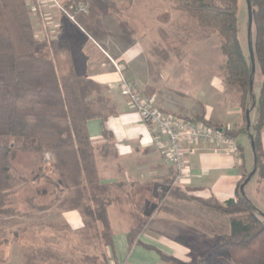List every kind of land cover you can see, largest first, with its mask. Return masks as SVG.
<instances>
[{
    "label": "trees",
    "instance_id": "trees-1",
    "mask_svg": "<svg viewBox=\"0 0 264 264\" xmlns=\"http://www.w3.org/2000/svg\"><path fill=\"white\" fill-rule=\"evenodd\" d=\"M79 1L87 0H69L67 4ZM239 1L190 0L181 3L180 9L192 19L194 37L200 40L213 35L219 37L223 56L219 75L226 90L237 97L244 113L255 100L256 118L251 122V132L257 170L253 177L260 183L264 180V0H251L253 55L263 76L258 97L251 93L250 50L248 47L245 52L240 39ZM90 18L91 11L78 16L88 30L90 27L86 24ZM161 49L165 48L160 45V56ZM85 60L86 56L65 36L37 39L27 0H0V139H12V142L0 143V221L15 213L12 194L17 181L11 172L12 153L19 149L42 156L49 154L51 168L57 176V181L49 180L55 195L52 203L58 202L65 210H78L85 227L98 223L102 236L107 239L106 245L111 246L107 212L110 201L105 195L97 194L99 174L88 122L100 119L104 124L115 109L104 94L105 88L90 78ZM148 92L151 94V89ZM193 120L212 125L203 114ZM103 132L105 136L109 134L105 128ZM242 132H247V124ZM17 139L22 140L20 147L14 142ZM238 146L244 158L243 148ZM250 172L244 175V180ZM192 199L231 215L230 232L222 234L213 230L209 247H191L194 256L190 261H182L138 241V234L133 230L128 233L129 243L137 242L155 250L164 264H222L223 257L233 264H264V215L241 189L236 198L226 202L214 197ZM34 253L23 255L25 264H38L41 255Z\"/></svg>",
    "mask_w": 264,
    "mask_h": 264
},
{
    "label": "crops",
    "instance_id": "crops-1",
    "mask_svg": "<svg viewBox=\"0 0 264 264\" xmlns=\"http://www.w3.org/2000/svg\"><path fill=\"white\" fill-rule=\"evenodd\" d=\"M101 5L100 0L91 4L92 18L86 24L91 28L89 30L84 29L81 24L75 25L58 10L47 5L45 11H51V22L47 28L44 27L41 16L32 14V19L38 39L50 40L65 36L73 46L81 50L86 56L85 65L90 78L105 88L104 94L115 109V113L104 124L100 119L88 122L99 174L97 194L105 195L110 201L107 212L113 241L108 246V255L112 256L113 264H127L123 254L129 246L132 254L142 247L147 249V253H143L145 257L155 259V256H159L155 250L137 242L129 243L128 233L139 225L136 223L133 226V223L135 220L139 222L142 214L150 217L151 222L146 228L140 227L138 241L153 245L182 261H190L191 238L184 236L186 230H182L180 219L168 217L169 211L163 210L152 200L170 194L172 183L195 197H214L221 202L236 198L245 181L244 175L254 167L251 140L247 132H242L247 124L246 113L237 97L226 90L219 76L213 75L200 82H196L195 78L182 82L171 72L173 69L166 67L167 62H161L158 71L160 83H156L154 57L145 53V47L141 44L145 33L132 29L134 25L131 27L132 31L126 29L114 16L107 20L99 17L96 8ZM113 61L121 65V72L128 81L137 83L148 94L151 89L150 95L161 110L191 119L203 114L212 125L228 130L243 148L244 158L222 152L210 140L198 145L185 143V156L191 175L188 179L175 183V171L164 163L156 145L157 134L149 129L121 93V72L116 69ZM217 109H222V113L217 114ZM104 128L109 133L107 136L104 135ZM103 145L107 147H102ZM248 149L252 154L250 160ZM255 182L250 193L247 192L248 183L245 184L244 192L264 213V180L258 183L255 179ZM62 216L72 229H84V218L78 210H63ZM118 236L120 243L117 241ZM211 240V237H207L208 244ZM116 245L120 246L119 252L113 248Z\"/></svg>",
    "mask_w": 264,
    "mask_h": 264
},
{
    "label": "rangeland",
    "instance_id": "rangeland-1",
    "mask_svg": "<svg viewBox=\"0 0 264 264\" xmlns=\"http://www.w3.org/2000/svg\"><path fill=\"white\" fill-rule=\"evenodd\" d=\"M97 1L99 0L86 1L90 5V11H92L91 4ZM100 1L101 7L96 8L99 17L107 20L114 16L126 29L141 30L142 33H145L141 44L145 47V53L154 57V68L156 67L154 80L156 83H160V72L158 71L161 62H167L166 67L173 69L171 72H174V76L179 77L182 82L192 78H195L196 82H200L213 75L220 77L218 66L223 60L220 52V39L217 35H213L207 40H200L197 36H193L192 19L180 9L181 3L190 0ZM239 2L240 39L247 53V0ZM48 7L58 10L51 4H48ZM78 20L81 26L87 30L80 19ZM132 25L135 27L131 29ZM168 44L170 45L169 53L166 51L169 47ZM160 45L165 48L161 49V56ZM46 51L50 54L49 49ZM165 73H168L167 70ZM262 80L263 76L257 65L253 84V93L257 97L260 94ZM216 113H222V109H217ZM255 118L256 112L253 111L250 115L251 122ZM8 141L12 142V139L5 137L0 139L1 144ZM14 142L18 147L22 144V140L17 139ZM248 151L250 160L252 154L250 149ZM251 160L253 163V159ZM51 165L52 159L49 154L42 156L35 152H24L19 149L12 153L11 172L17 181L12 194L15 213L5 216L0 221V242H2L0 244V264H25L23 255L26 252L31 254L38 252V257L41 255L38 264H113L112 256L108 255L110 247L106 245L107 239L102 236L100 225L94 222L90 227L74 230L62 216L65 208L59 207L58 202L52 203L55 195L49 180L57 181V176ZM255 179L253 178L248 183V193L255 186ZM171 187L173 191L170 194L152 201L157 202L163 210L169 211L168 217L180 219V224H183L182 230H186L184 236L191 238V241L188 240L191 247L197 249L209 247L207 237H211L213 240V230L222 234L230 232L231 215L192 199L193 194L179 188L176 184L172 183ZM45 205L51 207L47 210L37 209L39 206ZM150 222V217H144L141 214L139 222L137 220L132 222L133 226L136 223L139 224L133 232L139 234L140 227L146 228ZM4 239L6 242L3 243ZM117 241L120 243L119 236ZM113 248H116V252L121 250L119 245ZM121 248L124 249V247ZM129 251L128 246L123 254V259L127 264H164L159 256H155V259L149 258L150 256L145 257L143 254L147 253L145 248L140 247L134 250L133 254L132 251ZM153 255L156 254L153 253ZM191 256L193 258L194 251L191 252ZM222 264L233 263L229 258L223 257Z\"/></svg>",
    "mask_w": 264,
    "mask_h": 264
},
{
    "label": "built area",
    "instance_id": "built-area-1",
    "mask_svg": "<svg viewBox=\"0 0 264 264\" xmlns=\"http://www.w3.org/2000/svg\"><path fill=\"white\" fill-rule=\"evenodd\" d=\"M69 0H27L32 14L41 16L44 27L51 22V11L43 9L50 3L69 21L80 26L78 16L89 14L90 5L85 1L67 4ZM116 69L122 67L113 61ZM121 93L128 99L131 106L138 112L142 121L157 134L156 145L162 154L164 163L175 171V183L188 179L191 175L190 166L185 156L184 144L198 145L202 141H213L222 152L240 157L236 139L225 128L208 125L201 121L181 115L165 112L156 106L153 97L141 90L137 83L130 82L121 72Z\"/></svg>",
    "mask_w": 264,
    "mask_h": 264
},
{
    "label": "water",
    "instance_id": "water-1",
    "mask_svg": "<svg viewBox=\"0 0 264 264\" xmlns=\"http://www.w3.org/2000/svg\"><path fill=\"white\" fill-rule=\"evenodd\" d=\"M247 7H248V47L250 50L251 60H252L251 93H253V84H254V76H255V72H256V64H255L254 55H253V39H252V21H253V18H252L251 0H247ZM254 107H255V100H254V104L246 111L247 133H248V136L251 140L252 149L254 151V167H253L252 171L250 172L249 176L245 179L244 183L241 185V192L243 194L245 193L244 192L245 184L251 180V178L255 175L256 170H257V156L255 153V148H254V144H253V134L251 132V119H250V113L254 109ZM260 213L262 215H264L263 212L260 211Z\"/></svg>",
    "mask_w": 264,
    "mask_h": 264
}]
</instances>
